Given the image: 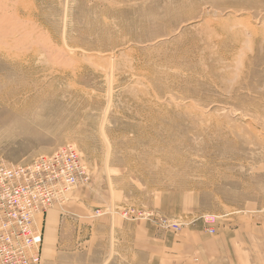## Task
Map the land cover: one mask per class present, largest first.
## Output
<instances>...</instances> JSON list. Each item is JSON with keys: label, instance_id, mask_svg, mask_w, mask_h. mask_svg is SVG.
<instances>
[{"label": "rangeland", "instance_id": "1", "mask_svg": "<svg viewBox=\"0 0 264 264\" xmlns=\"http://www.w3.org/2000/svg\"><path fill=\"white\" fill-rule=\"evenodd\" d=\"M69 144L114 252L264 215V0H0V162Z\"/></svg>", "mask_w": 264, "mask_h": 264}, {"label": "crops", "instance_id": "2", "mask_svg": "<svg viewBox=\"0 0 264 264\" xmlns=\"http://www.w3.org/2000/svg\"><path fill=\"white\" fill-rule=\"evenodd\" d=\"M64 215L47 212L37 221L43 230L41 264H264L262 212L253 219H228L214 235L182 229L173 237L153 236L146 229L127 253L114 252V220L78 223L76 232L72 214Z\"/></svg>", "mask_w": 264, "mask_h": 264}, {"label": "built area", "instance_id": "3", "mask_svg": "<svg viewBox=\"0 0 264 264\" xmlns=\"http://www.w3.org/2000/svg\"><path fill=\"white\" fill-rule=\"evenodd\" d=\"M67 148L27 165L0 163V264H41L43 236L36 217L55 202L59 183L70 192L88 180L86 168ZM213 222H205L209 234ZM160 225L169 227L165 221Z\"/></svg>", "mask_w": 264, "mask_h": 264}, {"label": "bare ground", "instance_id": "4", "mask_svg": "<svg viewBox=\"0 0 264 264\" xmlns=\"http://www.w3.org/2000/svg\"><path fill=\"white\" fill-rule=\"evenodd\" d=\"M66 147H68L67 149H70V150H72V151H74L75 153H76V155H77V157H78V159H79V161L82 163V165L84 166V164H83V162H82V160H81V157H80V155H79V153H78V151L76 150V148L73 146V145H64V146H62V147H60V148H58V149H56L53 153H51L50 155H47V156H39V157H41V158H49L51 155H53V154H55L57 151H59V149H61V148H66ZM38 158V157H37ZM36 159V158H35ZM1 163V162H0ZM2 164H4V163H2ZM4 165H6V164H4ZM18 165V164H17ZM85 167V166H84ZM89 181V176H88V180L86 181V182H81V181H79L78 182V186H80V185H84V184H86L87 182ZM78 186H76L75 188H73L70 192L69 191H65L64 190V185L62 184V183H59L58 185H57V187L55 188V190L56 191H58V193H57V195H56V200H55V202L50 206V208H53V207H55V206H62L66 201H67V197H68V195L74 190V189H76ZM50 208H48V209H50ZM47 213V212H46ZM44 215V214H43ZM43 215H38V216H43ZM37 216V217H38ZM36 221V220H35Z\"/></svg>", "mask_w": 264, "mask_h": 264}]
</instances>
